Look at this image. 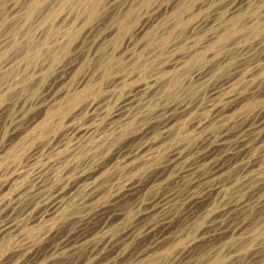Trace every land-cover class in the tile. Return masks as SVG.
Returning a JSON list of instances; mask_svg holds the SVG:
<instances>
[{
    "label": "bare ground",
    "instance_id": "bare-ground-1",
    "mask_svg": "<svg viewBox=\"0 0 264 264\" xmlns=\"http://www.w3.org/2000/svg\"><path fill=\"white\" fill-rule=\"evenodd\" d=\"M27 1H29V0H27ZM30 1L33 3V5H31L32 7H29V9H27L25 19H31L32 13L41 9L45 0H30ZM89 1L90 0H88V2ZM94 1H96V0H94ZM237 1L238 2L237 3L235 2L234 5H233V3L231 4L233 6L231 7V9L229 8L230 9L229 15H225L223 13L225 15L224 16V21H225L224 23L225 24H224V26L222 24L223 27L220 31L217 30V32L209 33L207 35V37L205 36V38H207L205 40V43H201V44L195 43L193 47H191L188 50H185L184 54H181L175 58H172L173 57L172 56L171 57L172 60L169 59L170 62L166 66L167 68H170V70L166 74L164 73L165 75L163 78L159 79V81H157L158 79L157 80L156 79L149 80L150 79L149 78L146 83H144V82H143L144 84L139 83L134 88H132L131 93L128 94L125 97V99H123L122 101L120 100L121 102L118 104L117 107H115L114 110H111L109 112H105L99 98H96V97L95 98H88V96H90L89 94H91L90 90H88L90 92H88L87 90H84V92H81L79 95L74 96L73 98H70V97L67 98L66 94L68 92L63 90L62 86L60 87L62 90L59 89L60 90L59 91L56 89L59 85H62V83L65 81V79L62 78V76L61 77H59V76L55 77L53 82L49 83L48 91L51 90L52 88H54L55 98L53 97V99H51L50 101L48 100L49 101V102H47L48 104L45 103V105H44L45 109L42 110L43 111L42 116L43 115L44 116L43 117L40 116V118H41V121L39 122L40 125L37 124L38 126L36 127V129L37 130L39 129V130L35 133L41 135L50 129V126L52 124L50 123L51 119H49V118L51 117V115L49 117V113L53 112V111L48 112V110L53 109V108L56 109V107H60V105L66 104V106L64 105L63 107L68 108L69 110L67 109V111L70 114H68V116L65 118L69 122L68 123L69 125H68L67 129L65 130L66 136H65L64 142L62 140L64 137L62 138V136H60V138H58L59 136L56 135L58 139L62 138L61 139V141L63 143L62 145L65 146V149H64V151L57 150L56 153H55V151H53L54 152L53 156L48 155V157H46V154H45L46 160L43 158L45 160V162L42 163L41 165L39 164L40 167L38 166L40 174H39V176H37L36 184L34 183V181H32L34 183V185H30L28 183H25V181L22 182L21 180H19V178H21V176L23 175V172H22L23 170L18 171L15 169L14 170L12 169L13 170L12 172L10 170L11 173H10L9 179L6 182V184L5 183L0 184V264H55V261L59 258L67 259L68 262L66 264H123L122 261L124 262L125 259L128 260L129 257H131V258L134 257V260H139V259H142L143 257H146V258L149 257L150 258L153 254L158 253L161 249H163V248L165 249L166 244H168V242L171 241V239L173 241V240H177L180 237V235H177V234H174L173 236L168 235L169 231L175 226V223L173 224L172 221L175 220L176 216H178L181 219V222H182V220H184L183 223L191 225L197 221V220L194 221L195 219L202 218V217L205 218V215L207 214L208 209H209V204L211 203V200L214 196H216V197L221 196L223 199V197H224L223 185L224 184L221 180V176L228 168L233 167L235 165H238V166L242 165L241 168L243 171H247V172L249 170L255 171V167L260 165L261 162L264 160V146L261 147L260 152L258 154L255 152L252 153L253 146L264 141L263 140V138H264V129H263V127H264V116H262L258 112L259 114L257 113V115H254L252 117L249 116L250 118H248L247 117L248 115H245V113H246L245 111H244L245 113L242 111L237 112L238 110H240L239 108L243 105L248 94L245 97V96H243V93H242V95H240L241 92L238 93V92L234 91V92L226 93L225 96L221 97V99H219L218 102H215V101L211 102V100L205 101L206 103L203 105L205 107L209 106V108L211 109L210 114L207 112L209 115H207V116L203 115L204 117L200 116L199 119L197 118V117H199V114H198V116H196V119H198V120H196L194 124H195V126H197V128L200 129L199 131L202 132V135L199 138V144L196 148V149H198V155L196 156L197 158L195 157L196 159L194 158L193 161L189 160L190 162H186V161L184 162V159L193 151V148L190 149V148H188V146L187 147L185 146L186 144L182 145V144H179V142H178L177 145H174V146L171 145L172 147L170 146V149H168L167 151L165 150L166 153L164 156L162 155L163 159L160 162L154 163L153 168H156L155 170H157V173L155 175L152 174L153 176H151L150 178H145L146 176L143 177L141 174L136 175L137 172H136V174H132L134 172V170L136 171L138 169V167L140 166L139 160L141 158H142V160H144L146 162H152V160L154 158H156L157 154L161 151L160 147L163 145V144L161 145L163 140L165 138H169V136L173 134L175 129L178 127L179 121L183 119L182 117L188 115V118H189V116H190L189 113L193 110V108L195 109V107H194L195 104H193V103H196L197 101L193 102L194 99L192 101H184V100L182 101V99L181 100L174 99L162 107L159 106V107L152 109L153 112H151V114L148 113V111L145 109V105L147 103L151 102V100L156 95H159V98H161V93L163 91L166 92V90L164 88H166L167 90H170L169 89L170 83H172L173 79L176 76L182 75L184 68L189 63H191V61L197 62V60H199L201 58L200 55L202 57H205V55H207V53H209L208 55H210L212 52H214V51L210 52V50H213L215 48L217 50V47L219 44L218 42L221 40V38L224 39V37H222V35L224 33L229 32V35H231V36L232 35L235 36L238 33H242V34L246 35L247 34L246 28L253 27V31L251 33L254 36L255 35L257 36L259 34V32H257V33L254 32L255 28L257 30L259 29L258 21L255 19L256 17L253 18V17H251V15H249L250 17L248 16L249 18H247V16L245 17L244 14L242 13V11L244 10L243 9L244 6L243 7H241V6L246 3V0H237ZM47 2L49 3V1H47ZM90 2H89V5L93 3V2L92 3H90ZM96 2L94 4H96ZM252 2L253 1H251V3ZM248 4H250V3H248ZM162 5H163V3H162ZM176 6H177V4L172 5L170 3L168 6H165L166 8H163V10H161V11L164 13H167V12L170 13V11L173 10ZM23 10H25V9H23ZM256 10H257V8H256ZM156 11L158 12V10H156ZM20 12H22V11H20ZM162 12H160V15L162 14ZM207 12H208V10H207ZM226 12H228V11H226ZM164 13H163V15H164ZM233 13H235V15L230 16ZM19 14H21V13H19ZM217 14H218V12H217ZM220 14H222V13H220ZM158 15H159V13H158ZM258 15H260V14H258ZM217 16L219 17V15H217ZM11 17H12V15H11ZM239 17H241V18H239ZM214 18H216V13H215ZM47 19H48V17H47ZM4 20H3V23H4ZM211 20H212V18H211ZM19 21H20V19H19ZM209 22H210V20H205L201 23L200 22H198V23L200 25H207V24H209ZM213 22H214V20H213ZM215 22H217V21L215 20ZM219 22H220V19H219ZM24 23H25V20H24ZM32 24H34V23H32ZM10 25H12V22ZM27 25H29V23ZM149 25L143 24L141 26H138V28L135 27L136 29H134L131 36L129 35L130 36L129 39H131V41H133L134 44H135V41L137 43L138 42L137 40H139V43H141L142 46H145L147 44V41H148L147 40V34H149V33L147 31V28H148V30H150ZM2 26L5 27V24L1 25V27ZM6 26H7V24H6ZM14 26L16 27V25H14ZM14 26H12V27L14 28ZM4 27H2L1 29H3ZM17 28H18V26H17ZM24 28L26 29V26ZM28 28H30V26ZM45 28H46V26H45ZM48 28H49V26H48ZM48 28H47V32L49 30ZM86 28H83V29H86ZM208 28L210 31L211 25ZM14 29H16V28H14ZM242 29L244 30L245 33L242 31ZM9 30H11V29H9ZM28 30H27L25 36L27 35L26 38L29 37L28 41L29 40L32 41L31 35L28 32ZM90 30H91V28L88 29V31H90ZM40 31H41V29H40ZM12 32H14V31H12ZM204 32H203V35H204ZM15 33H17V32H15ZM15 33H13V34H15ZM88 33H89V35L91 34L90 32H88ZM88 33H86V35ZM33 36H34V34H33ZM90 37H91V35H90ZM22 38H23V36H22ZM68 38L69 37H67V39ZM20 40H22V39H20ZM24 41H22V42H24ZM33 41H34V39H33ZM220 42H222V41H220ZM46 44L48 45V42ZM261 44H263L262 41L257 40V41H254L253 43H251V45L249 47H243L242 46V47H240V49H242V50L246 49L248 52L251 49H257L259 47L262 48L260 46ZM17 45H18V41L16 40V38H13V37L7 38V37H4V35H3V37L0 38V55L7 54V51H9L8 48L10 46H14L13 48H16L15 46H17ZM189 45H190V42H189ZM24 46H25V44H24ZM43 46L45 49L46 45L44 43L42 44V47ZM57 46L58 45H56V47ZM63 46L66 47L67 42L62 41L60 43L59 47L64 48ZM135 46H136V44H135ZM187 46H188V44H187ZM218 48H220V47H218ZM41 50H43V49H41ZM10 51H12V49ZM214 54L216 55V53H214ZM3 57H5V56H3ZM9 57H7V58L5 57L7 60H5V58H4L5 62L2 63V66L0 67V69H1L0 72L3 71L2 69L4 67L6 69H8L9 67H12V65L13 66L15 65L14 62H15L16 58L14 59L12 57L11 58H9ZM212 58H213V54H212ZM23 59H25V58H23ZM223 59H220V60H223ZM215 61H217V60H215ZM46 65L47 64L42 65V66H46ZM200 65H201V63H200ZM47 66H49V65H47ZM190 66L191 65H189V67ZM35 67L32 68L31 70H29V74L31 77H37L38 72L40 73V71L42 70V67H39V68L38 67L35 68ZM205 67L203 65L202 68L200 67V68L195 69V70L193 69L194 70L193 74H192L193 79H199V80L203 79L204 80V78H206L210 74L209 71ZM209 68H211V67L209 66ZM214 68H216V67L214 66ZM211 69H213V68H211ZM257 69L258 68H256V70ZM59 70H61V69H59ZM213 70H211V71H213ZM251 70H252V68H251ZM254 71H255V69H254ZM60 72H62V71H60ZM215 72H216V70H215ZM42 73H44V72H42ZM55 73H57V72H55ZM252 73H250V74H252ZM3 74L4 73H2V72L0 73V81L3 78L2 77ZM213 74H214V72H213ZM26 78H28V77H26ZM246 78H248V76ZM15 79H17V77ZM3 80H4V82L6 81L5 79H3ZM31 80L32 79H30V81ZM261 80H263V79H261ZM28 81H29V79H28ZM37 81H38V79H37ZM14 82H15V80H14ZM0 84H1V82H0ZM7 84L5 82V86L0 87V95H1L2 91H5ZM202 84H204V83H202ZM20 85H22V82L20 83ZM260 85L261 84L259 83V86ZM224 86H226V85H224ZM3 87H5V89ZM13 87H14V85H13ZM10 88H12V87H10ZM20 88H22V87H20ZM220 88H221V86H220ZM232 88H234V87H232ZM242 89H244V88H242ZM252 89H253V87H252ZM254 89H256V88H254ZM17 91H19V90H17ZM21 91H22V89H21ZM195 91H196V89L194 90V92ZM15 92H16V90H15ZM50 92H52V91H50ZM254 92H255V90H254ZM216 93L218 95V90L213 89L212 96ZM194 94H196V93H194ZM254 94H256V93H254ZM70 95H72V94H70ZM162 95H163V93H162ZM167 95H168V93H167ZM220 95H223V94L220 93ZM165 96H166V94H165ZM212 98L215 99L214 97H212ZM171 99H173V98H171ZM157 100H159V99H157ZM198 100L200 101V99H198ZM16 101L18 102V100H16ZM38 101H40L39 102L40 105L42 104V106H43L44 101L42 102L41 100H39V98L35 99V101H32L31 103H33V104L36 103V105H37ZM20 102H18L17 105ZM156 102L157 101H155V103ZM166 102H164V103H166ZM8 104L9 103H1L0 104V121L7 122V120H10V124H11L19 118L21 110L24 109V107L23 108L21 107L22 109H20V104H21L20 103L18 105V107H19L18 109H17V106H15V108L12 109L11 107L9 108ZM26 105H24V106H26ZM42 106H40V107H42ZM196 108H197V106H196ZM149 109H151V108H149ZM58 111L61 112L60 110H58ZM65 111H66L65 109H64V111L62 110V112H65ZM233 112H237V114L233 116L232 115ZM83 113L85 115L88 114V116H85V115L84 116L89 117L90 121H91V118L93 116L95 117L97 115H102L103 121L102 120L101 121L103 124H101V125L98 124L99 126L97 125L96 127L95 126L94 127H95V130H97V132L99 134L105 133L106 131H109L103 136L104 137L103 139L101 138L104 143L105 142L106 143H112V140L114 138L120 137L122 135H126L127 140H128V141L126 140L128 142L127 145L125 144L124 146H122L120 148L118 147L116 149H113L111 151V154H109V156L106 157L105 160H102L99 163L97 161H94V162H97V164L94 167H89V168L88 167L86 168V166L89 164L90 160H92V159L88 158L89 156L87 158H84V159H81V157H80L79 160L78 159L72 160V159H70V157H72L71 155L74 154V152L79 150V147H81V150H83V152H84V150H86V152H87V150L88 151L91 150V147L93 146V144H91V142H88V141L84 142L85 140L81 141L80 138H79V141H75L73 138L67 137L68 134H70L74 137L76 135H80V134L82 135V134H87V133L89 134L91 132V126H84V124L83 125L80 124L81 122L79 123L76 121V118ZM54 114H53V116H55ZM62 114H64V113H62ZM262 114H264V113H262ZM194 115H196V114H194ZM56 117H57V115H56ZM186 120H188V119H186ZM182 122H183V120H182ZM213 122H216V123L220 122L219 123L220 126H222V125H224V126H222L223 128L221 127L222 129L218 132L208 130L209 126ZM221 122H222V125H221ZM223 122H224V124H223ZM83 123L87 124V122H83ZM184 123L185 122H183V125H184ZM234 124H238V127L234 130H231V128H233L232 126ZM90 125H91V123H90ZM185 125H186V123H185ZM13 126L14 125H12V127ZM101 128H103V130H101ZM197 128H196V130H197ZM34 129H33V131H34ZM26 132L27 131H25V132L21 131L20 134H18V136L20 135L19 138L22 135L25 136L24 134ZM97 132L95 134H97ZM31 136H34L35 138H37L35 136L34 132L32 133ZM56 136L54 135V136H50L49 138L47 137V141H45V145H44V147L46 149H48L50 151L57 149V147L52 145V143L54 144ZM90 136H91V133H90ZM195 136H197V135H195ZM232 136H234L235 139L234 140L232 139V141L229 140L230 142H227V140ZM170 137L172 138V136H170ZM178 137H179V135H178ZM184 138H187V137H184ZM44 139H46V138H44ZM81 139H83V137ZM76 140H78V139H76ZM173 141H174V139H173ZM56 142L58 144L57 140H56ZM116 142H117V140H116ZM96 143H98V145H99V140ZM41 144H44V143L42 142ZM110 146H111V144H110ZM166 147H168V146H166ZM94 148H92V149H94ZM102 148H104V146ZM111 148H112V146H111ZM95 149H97V148H95ZM99 152H100V150H99ZM102 152H103V150H102ZM49 154H51V153H49ZM86 154L84 153V155H86ZM91 154H94V153H91ZM41 155H42V153H41ZM76 156H77V154H76ZM74 157H75V155H74ZM244 158H247V161H245L243 164H238L239 162H243ZM39 160H41V159H39ZM96 160H98V159H96ZM37 162H36V164H37ZM60 162H61V164H60ZM180 164H183V165H180ZM178 165H180L181 167H179V168L177 167L178 169L175 170L176 174L172 178L175 183L181 184V183H183V180H185L184 178H186V176H188V175L191 176L190 177V187L188 188V191L185 192L183 195H181V197H182L181 198L182 199L181 207H179V208L175 207L176 203L174 202V200H176V197H178V194L175 191H172V192L167 191V193L162 194L161 196H159V194H158L159 197H157V198H155V197H156L158 191L156 192V195L154 196V198L153 197L152 198L146 197L147 199H145L143 197V193L145 190H147L148 188L149 189L155 188L157 186L159 187V184H161L164 177H166L164 175L165 174L169 175L172 171H174L175 167ZM109 167H112L113 169L118 170L117 175H119V177L117 178V175H116L115 178L117 180L114 182V187H112L111 184L109 185L108 184L109 182L107 183L106 177L102 176L103 172L105 170H107V168H109ZM233 168H232V170H233ZM34 169H35V167H34ZM50 169L52 171H49ZM204 169L205 170L207 169V173L204 172ZM42 171H43V173H41ZM112 172H114V170H112ZM112 172H109V173H112ZM109 173H107V174H109ZM140 173H143V172H140ZM25 175H27V173H25ZM35 175H34V178H35ZM120 176H124V178H122V180H120L121 179ZM256 176H258V175H256ZM262 177H263V175H262ZM108 179H110V177ZM226 179L227 178H225V180ZM246 179H247V177H246ZM27 180L29 181V178ZM225 180H223V181H225ZM250 180H251V178H250ZM262 180H263L262 185L264 187V179H262ZM112 181H114V180H112ZM185 181L187 183V180H185ZM259 181H260V178H259ZM30 182H31V180H30ZM110 182H111V179H110ZM199 184H201L200 188H198ZM196 185H198L197 186L198 190L194 189V187ZM6 186L8 187L7 192L5 191L7 188ZM226 186L228 187V185H226ZM230 186H231V184H230ZM260 187H261V185H260ZM239 188H241V187H239ZM151 191H153V190H151ZM108 192H109L108 197L101 201V197ZM249 192H251V190ZM238 193H240V191ZM261 194H262V192H261ZM227 197H228V195H227ZM217 200H216V202H217ZM251 200L256 201L257 204H261V203L264 204V198L261 197L260 195L257 196V192H254L251 195V197H249V198H247V197L243 198L242 197L239 200H235L234 202L225 203V204H223L221 202L222 205H220L219 208L215 209L212 215L210 214L211 218H209L210 219L209 222L203 223L202 226H200L201 230L198 233L199 236H196V237L194 236V238H192L187 244L183 245L179 249L178 255L175 258L173 257L174 262H176L177 264H199L200 262H202L204 260L202 258H201V260H199V262H197V261L195 262L194 261L195 259L193 260V256L195 255V252H194L195 249L194 248L200 242L207 243L211 246V247L208 246L210 251H207L208 252L207 257L206 258L204 257L207 261H209V260L212 261L214 258L221 257V256L224 257L226 255L228 257L229 264H257L258 262H260L259 261L260 255H259V257L257 256L256 251L253 249L254 247L253 248L250 247L253 250H251V251L249 250L248 256L245 258L242 256L244 253L242 252V250H240L241 249L240 247H236V245H234V244L225 247V242L228 240V238L233 237L235 235H237L239 237L241 234H243V232L245 233V230L248 227H250V224L245 220L247 218H245L244 215L247 212V209H248V206H249V203ZM127 201H132L133 204L137 207H140V209H139L138 213L136 212L137 215L134 216V221H131L130 223L126 222L127 224H126V226H124L123 230L122 231L119 230L121 232H118V231L113 232V231H111V228L115 227L118 224L123 223L127 217V210L122 206ZM179 202H181V201L179 200ZM82 204H86L87 206H89V209H88L87 213H84V215L81 214L82 216H78V218H75L76 217L75 213L77 211H74V209L76 210V206L78 207V206H81ZM263 204H262V206H263ZM83 207H85V206H83ZM252 207L253 206H251V208ZM211 208H212V206H211ZM213 208H215V207H213ZM85 209L87 210V208H85ZM77 210L79 211L78 208H77ZM259 213H260V211H259ZM155 214H159V219H156V221H146V223L142 227L140 225L138 227V223L145 221V220H149ZM243 216L245 219L243 218ZM73 218L75 219L76 222L73 220L74 221V222H72L73 225L66 228V226L68 224L70 225V222H69L70 219H73ZM179 218H177V219H179ZM184 218H186V221ZM64 219L69 220L67 225L66 224L63 225V222H66ZM177 219H176V221H177ZM259 220H261V219H259ZM194 225H196V224H194ZM194 225H192V226H194ZM158 226L161 228L160 230L157 229ZM192 226H190V227H192ZM35 227H36V229L37 228L38 229H37V232L33 233L32 229H34ZM196 227H197V225H196ZM200 227H199V229H200ZM187 228H188V225H187ZM249 234H250V232H249ZM146 235L147 236L151 235L152 239L149 241L148 245L146 244L147 247L145 249H142V251L134 252V251L126 248V244L128 241L138 240V239L141 241V238L145 237ZM262 235H264V234H262ZM253 236H254V234H253ZM260 236L261 235H259V237ZM242 238H245V237H242ZM245 239H248V238H245ZM249 239H250L249 241H252L251 237ZM253 239H254V237H253ZM263 239H262V241H263ZM13 240H15V241H13ZM242 240H244V239H242ZM255 240H256V238H255ZM234 241H236V240H234ZM247 241L248 240H246V243H247ZM237 242H238V240H237ZM243 242H241V243H243ZM169 243H172V242H169ZM230 243H233V242H230ZM236 244H238V243H236ZM262 245H263V243H262ZM136 246H137V244H136ZM206 246H205V248H206ZM245 246H246V244H245ZM247 247H249V246H247ZM171 248H172V246H171ZM244 249H245V247H244ZM223 251L225 254L222 253ZM202 253H203V251H202ZM163 255H166V254H163ZM197 255L199 256V254H197ZM261 255H263V254H261ZM162 257H164V256H162ZM242 257L244 259H242ZM166 259H168V258H166ZM262 259L264 260V258H262ZM159 260H161V259H159ZM223 261L224 260H222V262ZM262 262H264V261H262ZM212 263L213 262H211V264ZM220 263H221V261H220ZM135 264H137V263H135Z\"/></svg>",
    "mask_w": 264,
    "mask_h": 264
},
{
    "label": "rangeland",
    "instance_id": "rangeland-1",
    "mask_svg": "<svg viewBox=\"0 0 264 264\" xmlns=\"http://www.w3.org/2000/svg\"><path fill=\"white\" fill-rule=\"evenodd\" d=\"M0 1H1L0 2V38L3 37V35H4V37H7V38L8 37L16 38V40L18 41V45L15 46L16 48H13L14 46H10L9 47L10 49L8 48L9 51H7V54L0 55V67L2 66V63L5 62V60H7L6 59L7 57L10 56L9 58H11V57L14 59L16 58L15 62H14L15 67L12 65V67L8 68L9 70L4 67L2 69L3 71H1L4 74L2 75L3 78L1 77L2 79L0 81L1 82L0 87L5 86V82H6V84L7 83L8 84L6 87L7 90L5 89V87H3L5 89V91L1 92L0 104L1 103H9L8 104L9 108L11 107L13 109V108H15V106H17V109H18L19 108L18 105L21 103L20 109H22L24 107V109H22L23 111L21 110L19 118L16 120L17 122L14 121L13 123L10 124V120H7L8 123L5 121H0V184L1 183L6 184V182L9 179L10 173L15 169L18 171L23 170L22 171L23 175L21 176V178H19V180H21L22 182L25 181V183H28L30 185H34V183L36 184L37 176H39V174H40L39 173V167L42 163L45 162V160H46L45 158L48 157V155L53 156L54 155L53 151H55V153H56L57 150L64 151V149H65V146L62 145L63 143H62L61 139L64 137L62 139L64 142L65 136H66L65 130L67 129V127L69 125L68 124L69 122L65 118L70 113H68V111H67L68 108L63 107L64 105L66 106V104L60 105V107H56V109L53 108L54 110L53 109L48 110V112L53 111V112L49 113V117L51 115V117L53 119L55 118L54 120L51 117L49 118V119H51L50 123L53 125L52 126L50 124L51 125L50 129H49L50 131L48 130L41 135L35 133L39 130V129L37 130L36 127L38 125H40L39 124V122L41 121L40 116L41 117L44 116V115L42 116V114H43L42 110L45 109V106H44L45 103L48 104L47 102H49L51 99H53V97L55 98L54 88H52L51 90L48 91L49 83L50 82L52 83L55 77H57V76L61 77L62 76V78L65 79V81L62 83V85H59L56 89L57 90L63 89L65 91H67L68 92L66 94L67 98H69V97L73 98L74 96L79 95L81 92H84V90H87V91L90 90L91 94H89L90 96H88V98H95V97L99 98L105 112H109L111 110H114L115 107H117L118 104L123 99H125V97L128 94L131 93L132 88H134L139 83L144 84L148 81L149 78H150L149 80H151V79L157 80L158 79L157 81H159V79L163 78L164 75L170 70V68H167L166 66L170 62V60H172V58H175L181 54H184L185 50H188L191 47H193L195 43L196 44L197 43L198 44L199 43L200 44L205 43V40L207 39V38H205V36L207 37V35L209 33L217 32V30L220 31L225 24L224 23L225 22L224 16L229 15L231 7L235 4V2L236 3L238 2L237 0L236 1L234 0L235 2L233 0H161V1L160 0H151V1L150 0H96L97 2L94 0L93 1L90 0L91 2L90 1L89 2L90 3L93 2V3L89 5L88 0H51V1L45 0L42 8L39 9L38 11L32 13L31 19H25L27 9H29V7H32L31 5H33V3L30 0L29 1H27V0H0ZM47 1H49V3ZM251 1H253V2L251 3ZM95 2H96V4H94ZM162 3H163V5H162ZM170 3L172 5L177 4V6L173 10H171L170 13L162 12L161 10H163V8H166L165 6H168ZM232 3H233V5H231ZM246 3L245 4L247 6L245 4H243L241 6V7L244 6L243 7L244 10L242 11V13L244 14L245 17L247 16V18L250 17L249 15H251V17H253V18L256 17L255 19L258 21L259 29L257 30L255 28L254 32L255 33L259 32V34L257 36L256 35L254 36L251 33L253 31V27H248L249 29L246 28V30H247L246 35H244L242 33H238L235 36L234 35L231 36V35H229V32H227V33L223 32L224 34L222 35V37H224V39L221 38L220 41H222V42H220V41L218 42L219 43L218 47H220V48L217 47V50H216V48L213 50H210V52L214 51L210 54L211 56L208 55L209 53H207V55H205V57H202L200 55L201 58L199 60H197V62L191 61L192 64L189 63L184 68L182 75L176 76L173 79L172 83H170V85H169L170 90H167L166 88H164L166 90V92L163 91L162 92L163 95L161 93V98H159V95H156L151 100V102H149L145 105V109L148 111V113L151 114V112H153L152 109L159 107V106L162 107L174 99H177V100L182 99V101L183 100L184 101H192L194 99L193 102L197 101L196 103H193V104H195V106L193 105L195 107V109L193 108V110L189 113V115H190L189 118H188V115L184 116L185 118L182 117L183 119L181 118L183 120V122L186 123V125H185V123L183 125L182 120H180L179 121L180 125L178 124L179 128L177 127L178 129L176 128L175 131L173 132V134L170 135V136H172V138L169 136V138H165L163 140V142L161 143V145L162 144L163 145L160 147L161 151L157 154L156 158H154L152 160V162H146V161L142 160V158H141L139 160L140 166L138 167V169L136 171L134 170L135 173L133 172L132 174H136V172H137L136 175L141 174L143 177L146 176L145 178H150L151 176L155 175L157 173V170H155L156 168H153L154 163L160 162L163 159V156L165 155L166 151L168 149H170V146L171 145L172 146L177 145L178 142H179V144H182V145L186 144L185 146L186 147L188 146V148H190V149L193 148V151L184 159V162L185 161L190 162L189 160L193 161L194 158L198 155V149H196V148L199 144V138L202 135V132L199 131L200 129L197 128V126H195L194 123L196 120H198L200 118V116L204 117V116H207L210 114L211 109L209 108V106L205 107L203 105L206 103L205 101H207V100L208 101L211 100V102H214V101L218 102L219 99H221V97L225 96V94L228 92H234V91L238 92V93L241 92L240 95H242V93H243V96L246 97L247 94H248V96L246 97V100L244 101L243 105L239 108L240 110H238L237 112H241V111L244 112L245 111L246 113L245 112L244 113H245V115H248L247 116L248 118H250L254 115H257L258 112L262 116H264V114H262V113H264V86H263L264 85V75H263L264 74V46H263L264 45V27H263L264 26V18H263L264 17V0H260V1L259 0H246ZM248 3H250V4H248ZM256 8H257V10H256ZM14 9L15 10L17 9V10L15 11ZM23 9H25V10H23ZM156 10H158V12ZM207 10L209 13L207 12ZM20 11H22V12H20ZM159 11L162 12L161 15H160ZM226 11H228V12H226ZM18 12L21 14H19ZM217 12H218V14H217ZM219 12L222 14H220ZM158 13H159V15H158ZM163 13H164V15H163ZM215 13H216V18H214ZM258 14H260V15H258ZM11 15H12V17H11ZM217 15H219V17ZM233 15H235V13L231 14L230 16H233ZM46 16L48 17V19ZM211 18H212V20H211ZM239 18H241V17H239ZM19 19H20V21H19ZM204 19L210 20L209 24L200 25L198 22L201 23V22L205 21ZM219 19H220L221 23L219 22ZM3 20H4V23H3ZM24 20H25V23H24ZM213 20H214V22H213ZM215 20L218 23L215 22ZM11 22H12V25H10ZM28 23H29V25H27ZM32 23H34V24H32ZM4 24H5V27L2 26L4 28L1 29L2 28L1 25H4ZM6 24H7V26H6ZM143 24H146V25L150 24L149 25L150 30H148V28H147V31L149 33V34H147V40H148L147 44L149 46L147 44L145 46H142L141 43H139V40H137L138 41L137 43L135 41V44H136V46H135V44L133 43V41H131V39H129V37L132 35L134 29L138 28V26H141ZM222 24H223V26H222ZM14 25H16V27ZM210 25H211V29L209 31L208 27ZM12 26H14V28H16V29H14ZM17 26H18V28H17ZM25 26H26V29L24 28ZM27 26L28 27L30 26V28H28ZM45 26H46V28H45ZM48 26H49V28H48ZM8 28L11 30H9ZM47 28L49 29L48 30L49 33L47 32ZM83 28H86V29H83ZM89 28H91L90 31H88ZM40 29H41V31H40ZM27 30L31 35L32 41H30V40L28 41L29 37L26 38L27 35L25 36ZM12 31H14V32H12ZM242 31L244 32L243 29H242ZM15 32H17V33H15ZM88 32L91 33L90 34L91 37H90ZM203 32H204V35H203ZM13 33H15V34H13ZM86 33H88L87 34L88 36L86 35ZM33 34H34V36H33ZM21 35L23 36V38ZM67 37H69V38L67 39ZM20 39H22V40H20ZM33 39H34V41H33ZM257 40L262 41L263 44L260 45L262 48L259 47L257 49H251L248 52L246 49L245 50L240 49V47H242V46L243 47H249L251 45V43H253L254 41H257ZM22 41H24V42H22ZM62 41L67 42V46L66 47L63 46L64 48L59 47V45ZM47 42H48V45L46 44ZM189 42H190L191 46L189 45ZM43 43L46 45L45 49H44V46L42 47ZM24 44H25V46H24ZM187 44H188V46H187ZM56 45H58L57 46L58 48L56 47ZM11 49H12V51H10ZM41 49H43L44 51ZM238 51L239 52L241 51V52L239 53ZM214 53H216V55ZM212 54H213V58H212ZM3 56H5L6 58ZM244 56L245 57L247 56L248 58L247 57L245 58ZM4 58H5V60H4ZM23 58H25V59H23ZM220 59H223V60H220ZM213 60L214 61L217 60V61L214 62ZM44 63L49 65V66H47V65L42 66V65H45ZM200 63H201V65H200ZM189 65H191V66L189 67ZM203 65H204V67L206 66L205 68L209 71L210 74L206 78H204V80L203 79H200V80L199 79H193V76H192L193 71L195 69L200 68V67L202 68ZM208 65L211 68H213L214 70L209 68ZM35 66L38 68L42 67V70L40 71V73L38 72L39 76L37 75V77H31L29 74V70H31ZM214 66L216 68H214ZM251 68H252V70H251ZM256 68H258V69L256 70ZM59 69H61V70H59ZM254 69H255V71H254ZM211 70H213V71H211ZM215 70H216V72H215ZM60 71H62V72H60ZM42 72H44V73H42ZM55 72H57V73H55ZM213 72H214V74H213ZM250 73H252V74H250ZM247 76H248V78H246ZM16 77H17V79H15ZM26 77H28V78H26ZM3 79H5L6 81L4 82ZM28 79H29V81H28ZM30 79H32L33 81L32 80L30 81ZM37 79H38V81H37ZM261 79H263V80H261ZM14 80H15V82H14ZM21 82H22V85H20ZM202 83H204V84H202ZM259 83L261 84L260 86H259ZM13 85H14V87H13ZM224 85H226V86H224ZM61 86H62V89L60 88ZM220 86H221V88H220ZM231 86L234 88H232ZM10 87H12V88H10ZM20 87H22V88H20ZM252 87H253V89H252ZM242 88H244V89H242ZM254 88H256V89H254ZM21 89H22V91H21ZM193 89L194 90L196 89V91L194 92ZM213 89L218 90V95L216 93L212 96ZM15 90H16V92H15ZM17 90H19V91H17ZM254 90H255V92H254ZM50 91H52V92H50ZM90 91H88V92H90ZM252 91L256 94H254ZM164 93L166 94V96ZM167 93H168V95H167ZM194 93H196V94H194ZM220 93L223 95H220ZM70 94H72L73 96ZM212 97H214L215 99H213ZM37 98H39V100H41L42 102L44 101L43 106H42V104L40 105V103H39L40 101H38L37 105H36V103H34L35 105L33 103H31L32 101H35V99H37ZM171 98H173V99H171ZM157 99H159V100H157ZM198 99H200V101ZM16 100H18V102H20V101L21 102L17 105L18 102ZM154 100L157 102L155 103ZM164 102H166V103H164ZM24 105H26V106H24ZM40 106H42V107H40ZM196 106H197V108H196ZM149 108H151V109H149ZM64 109L66 111L62 112V110L64 111ZM58 110H60L64 114H62ZM237 112H233L232 115L233 116L236 115ZM52 113L53 114L55 113L54 114L55 116H53ZM194 114H196V115H194ZM198 114H199V117H197L198 119H196V116H198ZM56 115H57V117H56ZM84 115H85L84 113L79 115L76 118V121L79 123L81 122L80 124H82V125L84 124V126H91V132H90L91 136H90V133L89 134L87 133V134H82V135L81 134L76 135L74 137L72 135L68 134L67 137L73 138L75 141H79V138H80L81 141L85 140L84 142L88 141V142H91V144H93V146L91 147V150H89V151L87 150V152H86V150H84V152H83V150H81V147H79V150L74 152V154L71 155L72 157H70V159H72V160H74V159L79 160L80 157H81V159H84V158H87L89 156L88 158L92 159V160H90L89 164L86 166V168L87 167L89 168V167H94L97 164V162L99 163L102 160H105L106 157H108L109 154H111V151L113 149H116L118 147L120 148V147L124 146L125 144L127 145L128 140H127L126 135H122L123 137L120 136V137L114 138L112 140L113 144L112 143H106V142L104 143L102 141V139L104 138L103 136L109 131H106L105 133H101L102 134L101 135L97 132V130H95V127L98 124H100V125L103 124L102 123V121H103L102 115H97L95 117L93 116L91 118V121H90L89 117H85V116H88V114H86L85 116ZM186 119H188V120H186ZM83 122H87V124L83 123ZM90 123H91V125H90ZM219 123L213 122L209 126L208 130H211L214 132L220 131L223 128L222 126H224V125H222V122H221L222 126H220ZM223 124H224V122H223ZM12 125H14V126L12 127ZM232 127L233 128H231V130H234L238 127V124H234ZM196 128H197V130H196ZM33 129H34V131H33ZM263 129H264V127H263ZM101 130H103V128H101ZM21 131H24V132L27 131V132L24 134L25 136L22 135L19 138L20 135L18 136V134H20ZM95 131L97 132V134H95L96 133ZM33 132L37 138H35L34 136H31ZM54 135L59 136L58 138H60V136H62V138L58 139L57 136L55 137L54 144L52 143V145L57 147V149L50 151V150L46 149L44 147V145H45V141H47V137L49 138L50 136H54ZM178 135H179V137H178ZM195 135H197V136H195ZM82 137H83V139H81ZM184 137H187L188 139L189 138L190 139L188 140L187 138H184ZM44 138H46V139H44ZM76 139H78V140H76ZM173 139H174V141H173ZM232 139L233 140L235 139L234 136L230 137L227 140V142L232 141ZM56 140L58 141V144H57ZM98 140H99V145H98V143H96V142H98ZM116 140H117V142H116ZM263 140H264V138H263ZM42 142L44 144H41ZM261 143L254 145L255 147L253 146L252 153L255 152L258 154L260 152L261 147L264 146V141H262ZM110 144H111L112 148H111ZM103 146L105 149L102 148ZM166 146H168V147H166ZM94 147L97 149H95ZM92 148H94V149H92ZM99 150L101 153L99 152ZM102 150H103V152H102ZM41 153H42V155H41ZM49 153H51V154H49ZM84 153L85 154L87 153V154L84 155ZM91 153H94V154H91ZM45 154H46V157H45ZM76 154H77V156H76ZM74 155H75V157H74ZM39 159H41V160H39ZM96 159H98V160H96ZM94 161H97V162H94ZM245 161H247V158H244L243 162H239L238 164H243ZM36 162H37V164H36ZM60 164H61V162H60ZM180 165H183V164H180ZM180 165L176 166L174 171H172L169 175L168 174L164 175L166 177H164L161 184H159V187L157 186V187H155L156 189L155 188H150V189L148 188L147 190H145L143 193V197L145 199L152 198V197L154 198V196L156 195V192L158 191L157 195L155 197V198H157V197L161 196L162 194L167 193V191L168 192L175 191L178 194V197H176V200H174V202L176 203L175 207L176 208L181 207V204H182L181 195H183L185 192L188 191V188L190 187V177L191 176L188 175V176H186V178H184L185 180H187L188 184L186 183L185 180H183V183H181V184L175 183L172 178L176 174L175 170L178 169L179 167H181ZM241 166L242 165H239V166L235 165V166H233L234 168L230 167L223 173L224 175L222 174L221 180L224 184L223 185L224 197H223V199L221 196H217V197L214 196L212 198L211 203H210L211 205L209 204V209H208V212L206 214L207 216L205 215V218L202 217V218H198L195 220L193 219L194 221H196V220L197 221L190 225V224L183 223L184 220H182V222H181V219L178 216H176L175 220L172 221L173 224L175 223V226L169 231L168 235H170V236H173L174 234L180 235V237L177 240L172 241V239H171V241H169V242H172V243L168 242V244H166V246H165V249L163 248L164 250L161 249L158 253L153 254L150 258L149 257H147V258L143 257L142 259L134 260V257H132V258L129 257L128 260L125 259L124 262L122 261V263L123 264H135V263H137V264L138 263L139 264H177L176 262H174L173 259L178 255L179 249L183 245L187 244L192 238H194V236L195 237L199 236L198 233L201 230L200 226H202L203 223L209 222V220H210L209 218H211V215L213 214L214 210L219 208V206L222 205V203L225 204V203L234 202L235 200H239L242 197L243 198H246V197L249 198V197H251V195L254 192H257V196L260 195L261 197L264 198V187L262 185V182H263L262 179H264V173H263L264 172V160L261 162L260 165L255 167V171L254 170H251V171L249 170L250 172L249 171L248 172L243 171ZM34 167H35V169H34ZM111 168L112 167L107 168V170H105L103 172L102 176L106 177L107 183L109 182L108 184L109 185L111 184V186L114 187V182L117 180L115 177L117 175L118 170L113 169V168L111 169ZM232 168H233V170H232ZM10 170H11V172H10ZM112 170H114V172H112ZM49 171H52V170L50 169ZM24 172L27 173V175H25ZM109 172H112V173H109ZM140 172H143V173H140ZM204 172L207 173V169L206 170L204 169ZM41 173H43V171ZM107 173H109V174H107ZM34 175H35V178H34ZM256 175H258V176H256ZM262 175H263V177H262ZM109 177L111 179V182H110V179H108ZM118 177H119V175H117V178ZM246 177L248 180L246 179ZM28 178H29V181L27 180ZM120 178H121L120 180H122V178H124V176H120ZM225 178H227V179L225 180ZM250 178H251V180H250ZM259 178H260V181H259ZM30 180H31V182H30ZM112 180H114V181H112ZM223 180H225V181H223ZM32 181H34V183ZM230 184H231V186H230ZM226 185H228V187ZM260 185H261V187H260ZM197 186L198 185H196L194 187V189L198 190ZM200 186H201V184H199L198 188H200ZM239 187H241V188H239ZM151 190H153L154 192ZM250 190H251V192H249ZM5 191L6 192L8 191V187L6 188ZM239 191H240V193H238ZM261 192H262V194H261ZM158 194H159V196H158ZM108 195H109V192L104 194L101 197V201L103 199L107 198ZM227 195L229 198L227 197ZM179 200L181 202H179ZM216 200H217V202H216ZM253 201L254 200L250 201L247 212L244 215L245 218H247V219H245L243 216V218L250 224V227H248L245 230V233L243 232V234H241L239 237L237 235H235L233 237L228 238V240L225 242V247L233 245V244L236 245V247H240L241 249L240 248L239 249L242 250V252L244 253L242 255L244 258L248 256L249 250L251 251L254 249L256 251L257 256L259 257V255H260V257H259L260 262H258L257 264H259V263L264 264V262H262V261H264L262 259V258H264V251H263L264 250V242H263L264 241V239H263L264 235H262V234H264V221H263L264 220V216H263L264 215V204L263 203L257 204L256 201H254V202ZM262 204H263V206H262ZM83 206H85V207H83ZM122 206L127 210V217L125 219L126 221L124 220L123 223L118 224L119 226L116 225L115 227L111 228V231H113V232H115V231L121 232L123 230L124 226H126V224L128 222L130 223L131 221H134V216L137 215V213L140 209V207L135 206L132 201H127ZM211 206H212V208H211ZM251 206H253V207L251 208ZM213 207H215V208H213ZM77 208L79 209L80 212L77 210ZM85 208H87V210ZM88 209H89V206H87L86 204H82L81 206H78V207L76 206V210L74 209V211H77L78 213L77 212L75 213V215H76L75 218H78V216H82V215H84V213H87ZM259 211H260V213H259ZM153 217H151L149 220H145V221L138 223V227H139V225L142 227L146 223V221H156V219H159V214H155ZM177 218H179V219H177ZM176 219H177V221H176ZM184 219L186 221V218H184ZM259 219H261V220H259ZM64 220L66 222L62 221L63 225H65V224L67 225L69 220L68 219H64ZM73 220L75 221L74 218L70 219V221H69L70 225L68 224L66 226V228L73 225V223H72V222H74ZM194 224H196L197 227ZM187 225H188V228H187ZM189 225L190 226L194 225V226H192L193 227L192 228ZM199 227H200V229H199ZM37 229L35 227L34 229H32V232L33 233L37 232ZM157 229L160 230L161 228L158 226ZM119 230H121V231H119ZM249 232H250V234H249ZM253 234H254V236H253ZM259 235H261V236L259 237ZM249 236L251 237L252 241H249L250 240ZM242 237H245L248 239H245ZM253 237H254V239H253ZM255 238H256V240H255ZM151 239H152L151 235H148V236L146 235L145 237L141 238V241L139 239L128 241L127 242L128 245L126 244V248H128L129 250H132L134 252H137V251L140 252V251H142V249H145L147 247V245ZM242 239H244V240H242ZM262 239H263V241H262ZM234 240H236V241H234ZM237 240H238V242H237ZM246 240H248L247 243H246ZM13 241H15V240H13ZM230 242H233V243H230ZM235 242L238 244H236ZM241 242H243V243H241ZM203 243L204 242L198 243L196 245L197 247L195 246V248H194L195 249V251H194L195 255L193 256V260L195 259L194 260L195 262L196 261L199 262V260H201V258H202L204 260L202 262H200L199 264H211V262H213L212 264H214V263L215 264H226V263L229 264L228 257L226 255L224 257L221 256V257L214 258L212 261L211 260L207 261L205 258L207 257V254H208L207 251H210L209 247H211V246L207 243H204V244ZM262 243H263V245H262ZM136 244H137V246H136ZM245 244H246V246H245ZM171 246H172V248H171ZM205 246H206V248H205ZM247 246H249V247H247ZM244 247H245V249H244ZM250 247H252V248L254 247V248L252 249ZM202 251H203V253H202ZM196 253L199 254V256ZM222 253L225 254L224 251ZM260 253L263 255H261ZM163 254H166V255H163ZM162 256H164V257H162ZM243 257H242V259H244ZM166 258H168V259H166ZM159 259H161V260H159ZM66 260L67 259H65V258H59L55 261V264H66L68 262V260L67 261ZM222 260H224V261L222 262ZM220 261H221V263H220Z\"/></svg>",
    "mask_w": 264,
    "mask_h": 264
}]
</instances>
